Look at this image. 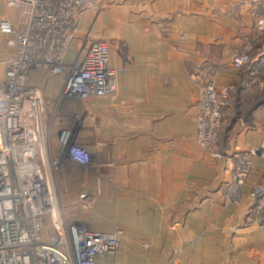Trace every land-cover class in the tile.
Instances as JSON below:
<instances>
[{"label":"crops","instance_id":"0c3cea01","mask_svg":"<svg viewBox=\"0 0 264 264\" xmlns=\"http://www.w3.org/2000/svg\"><path fill=\"white\" fill-rule=\"evenodd\" d=\"M6 1L0 21L15 24L18 14ZM100 3L78 18L63 64L104 42L116 94L64 100V74L28 75L42 95V124L52 132L48 157L58 156L64 129L92 157L85 169L68 161L55 178L66 223L121 232L117 250L95 264H264V104L253 99L264 85L249 83L252 70L230 67L234 54L253 45L264 53V0ZM13 50L0 36V79ZM208 82L238 88L214 153L195 141ZM236 153L247 155L253 170L232 203L226 186Z\"/></svg>","mask_w":264,"mask_h":264},{"label":"built area","instance_id":"2783aa9c","mask_svg":"<svg viewBox=\"0 0 264 264\" xmlns=\"http://www.w3.org/2000/svg\"><path fill=\"white\" fill-rule=\"evenodd\" d=\"M6 3L16 10L18 19L15 24L0 21V36L9 37L14 46L3 60L0 79V264H95L99 256L117 250L121 232L92 231L78 223H66L58 207L55 178L68 161L85 169L92 165V157L72 139L69 129L57 136L58 156L48 157L41 133L42 95L27 82L30 71L44 70L65 75L60 94L64 100L86 101L116 94V72L109 64L104 42L91 43L80 58L68 66L63 64L78 18L98 11L100 0ZM258 25L262 27L263 21ZM249 62L245 53L234 54L230 67L239 70ZM232 91L231 85L217 87L214 82L202 88L195 141L205 152L216 151ZM233 157L226 193L229 201L236 203L253 163L245 154Z\"/></svg>","mask_w":264,"mask_h":264},{"label":"rangeland","instance_id":"374dc122","mask_svg":"<svg viewBox=\"0 0 264 264\" xmlns=\"http://www.w3.org/2000/svg\"><path fill=\"white\" fill-rule=\"evenodd\" d=\"M262 14V18L263 19H260V21H263V25L262 27L264 26V12L260 13ZM264 40V38H263ZM260 47L256 46V45H253L252 46V49L251 51H247V52H244L246 55L249 56L250 58V62L243 67V70L245 71H248V70H252L253 71V75L251 77H249V83H251V85H255V84H259V83H262L264 85V53H260V51L258 52L257 50L259 49ZM1 72L0 71V75H1ZM233 91L230 95V98H229V105H228V108H227V111L225 112L224 116H223V119L224 117H226L229 113L232 114V110H233V104H234V100L233 97H234V94L236 93L237 91V87L236 86H233ZM253 98V97H252ZM257 98V100H256ZM254 100L256 101H261L262 99H264V87L262 88V91L258 92V94L253 98ZM243 112V110H242ZM222 119V120H223ZM42 127H41V133L43 134V141H44V144H45V150H48V141H49V137H51V128L48 127V126H44L43 124H41ZM220 131V129H219ZM219 131H218V140H219ZM63 205L59 204L58 207L61 209L60 211L62 212V215H63V208H62Z\"/></svg>","mask_w":264,"mask_h":264},{"label":"trees","instance_id":"16d2710c","mask_svg":"<svg viewBox=\"0 0 264 264\" xmlns=\"http://www.w3.org/2000/svg\"><path fill=\"white\" fill-rule=\"evenodd\" d=\"M261 104H264V99L262 100V103ZM222 119H223V117H222ZM221 123H222V120H221ZM221 123H220V126H221ZM219 129H220V127H219Z\"/></svg>","mask_w":264,"mask_h":264}]
</instances>
